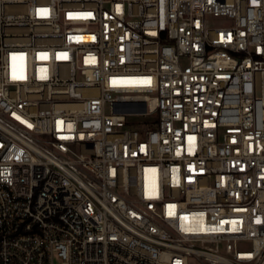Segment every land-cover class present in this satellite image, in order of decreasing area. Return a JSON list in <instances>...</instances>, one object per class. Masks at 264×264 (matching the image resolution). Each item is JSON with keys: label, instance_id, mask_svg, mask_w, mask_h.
Returning <instances> with one entry per match:
<instances>
[{"label": "built area", "instance_id": "built-area-1", "mask_svg": "<svg viewBox=\"0 0 264 264\" xmlns=\"http://www.w3.org/2000/svg\"><path fill=\"white\" fill-rule=\"evenodd\" d=\"M191 257L264 264V0H0V264Z\"/></svg>", "mask_w": 264, "mask_h": 264}, {"label": "rangeland", "instance_id": "rangeland-1", "mask_svg": "<svg viewBox=\"0 0 264 264\" xmlns=\"http://www.w3.org/2000/svg\"><path fill=\"white\" fill-rule=\"evenodd\" d=\"M223 23V21L222 20H210L209 21V24L210 25H220V24H222ZM189 264H203L201 261H199L197 258H195V257H191L190 259H189Z\"/></svg>", "mask_w": 264, "mask_h": 264}]
</instances>
